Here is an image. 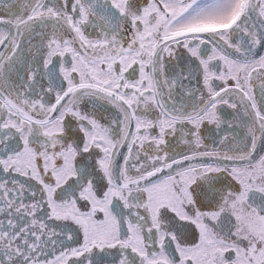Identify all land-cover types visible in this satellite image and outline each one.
<instances>
[{
  "label": "snow or ice",
  "instance_id": "snow-or-ice-1",
  "mask_svg": "<svg viewBox=\"0 0 264 264\" xmlns=\"http://www.w3.org/2000/svg\"><path fill=\"white\" fill-rule=\"evenodd\" d=\"M0 264H264V0H0Z\"/></svg>",
  "mask_w": 264,
  "mask_h": 264
}]
</instances>
